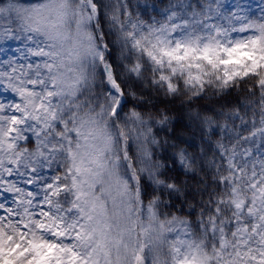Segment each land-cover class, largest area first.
Listing matches in <instances>:
<instances>
[{"label":"snow or ice","instance_id":"snow-or-ice-1","mask_svg":"<svg viewBox=\"0 0 264 264\" xmlns=\"http://www.w3.org/2000/svg\"><path fill=\"white\" fill-rule=\"evenodd\" d=\"M0 264H264V0H0Z\"/></svg>","mask_w":264,"mask_h":264}]
</instances>
